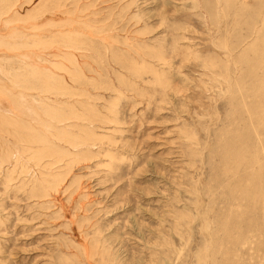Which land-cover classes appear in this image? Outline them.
I'll return each instance as SVG.
<instances>
[{
	"label": "rangeland",
	"instance_id": "1",
	"mask_svg": "<svg viewBox=\"0 0 264 264\" xmlns=\"http://www.w3.org/2000/svg\"><path fill=\"white\" fill-rule=\"evenodd\" d=\"M0 70V264H264V0H0Z\"/></svg>",
	"mask_w": 264,
	"mask_h": 264
},
{
	"label": "bare ground",
	"instance_id": "2",
	"mask_svg": "<svg viewBox=\"0 0 264 264\" xmlns=\"http://www.w3.org/2000/svg\"><path fill=\"white\" fill-rule=\"evenodd\" d=\"M6 22V21H5ZM75 30V29H74ZM72 31H73V29H72ZM79 32V31H78ZM78 32H76L77 34H78ZM73 33H75V32H73ZM72 33V34H73ZM8 34V33H7ZM77 34H73V35H77ZM82 34V33H81ZM9 35V34H8ZM68 36L69 37V42H70V39L71 40H75L74 38H78V37H74V36ZM4 36V35H3ZM14 36V35H13ZM58 36H60L61 37V35H58ZM17 38V37H16ZM68 41V40H67ZM73 41H71V43L73 44ZM77 41V40H76ZM76 41H74V42H76ZM79 42H81V41H77V44H80ZM82 43V42H81ZM84 43V42H83ZM75 44V43H74ZM65 51V50H64ZM70 52V51H69ZM32 54V53H31ZM27 57V56H26ZM33 57V56H32ZM20 59V58H19ZM15 60V59H14ZM15 65V64H14ZM24 67V66H23ZM43 69V68H42ZM1 71V70H0ZM5 71V70H4ZM18 71V70H17ZM9 72V71H8ZM18 72H20V71H18ZM35 72V71H34ZM6 73V72H5ZM51 73V72H50ZM50 73H48V74H50ZM83 73V72H82ZM7 74V73H6ZM24 75L23 76H25V73H23ZM35 74V73H34ZM37 74V73H36ZM41 75V74H40ZM45 75V74H44ZM23 76H21V78L23 77ZM54 76V75H53ZM64 77V76H63ZM21 78H19V80L21 79ZM43 78V77H42ZM50 78V77H49ZM65 78V77H64ZM23 80V79H22ZM42 80H44V79H42ZM47 80V79H46ZM55 80V79H54ZM10 81V80H9ZM15 82V81H14ZM231 82V81H230ZM11 83H13V82H11ZM3 84V83H2ZM30 84V83H29ZM63 85V84H62ZM16 87V86H15ZM8 90H10V89H8ZM60 90V89H59ZM5 93V92H4ZM63 93V92H62ZM14 94V93H13ZM16 95V94H15ZM17 96H19V95H17ZM24 96V95H23ZM21 97V99L23 98L22 96H20ZM20 97H19V99H20ZM11 101H13V100H11ZM9 102V101H8ZM22 102V101H21ZM20 102V103H21ZM26 106H27V104H25ZM9 107V106H8ZM21 107V106H20ZM13 108V107H12ZM16 108H18V107H16ZM22 108V107H21ZM71 108V107H70ZM18 109H20V108H18ZM28 111V110H27ZM74 111H75V109H74ZM14 112V111H13ZM29 112H31V111H29ZM59 112V111H58ZM20 113V112H19ZM33 113V112H32ZM74 113V112H73ZM21 114V113H20ZM3 115V114H2ZM12 115H13V113H12ZM27 115V114H26ZM66 115V114H65ZM70 115V114H69ZM76 115V114H75ZM34 116V115H33ZM32 117V116H31ZM37 117V116H36ZM54 117V116H53ZM55 117H56V115H55ZM66 117V116H65ZM71 117V116H70ZM73 117L74 118H76V116H74L73 115ZM60 118H62V117H60ZM2 120H4V119H2ZM34 120V119H33ZM39 120V119H38ZM5 121V120H4ZM23 121V120H22ZM59 121V120H58ZM8 122L9 123H11V121H9L8 120ZM61 122H63V120H61ZM14 124V123H13ZM73 124V123H72ZM41 126V125H40ZM84 126V125H83ZM82 126V127H83ZM46 128V127H45ZM84 128V127H83ZM31 131V130H30ZM29 131V132H30ZM51 131V130H50ZM63 131H65L64 129H63ZM66 131H67V129H66ZM36 133V132H35ZM18 134V133H17ZM25 134V133H24ZM31 134V133H30ZM30 134L28 135L29 137H31L30 136ZM34 134V133H33ZM25 136V135H24ZM27 136V135H26ZM35 136H37V135H35ZM28 137V138H29ZM33 137V136H32ZM37 137H39V136H37ZM45 137V136H44ZM25 138V137H24ZM26 139V138H25ZM34 139H36V138H32V139H30V140H34ZM37 139H39V138H37ZM21 140H23V139H21ZM75 140V139H74ZM25 141V140H24ZM28 141V140H27ZM29 142V141H28ZM32 142V141H31ZM40 142H43V141H40ZM18 144V143H17ZM43 144V143H42ZM41 144V145H42ZM43 147V146H42ZM25 150L27 149V148H24ZM28 149H30V148H28ZM34 150H36V149H34ZM4 151V150H3ZM33 151V150H32ZM30 152V151H29ZM37 154H36V156L39 158V160H41V159H43V158H45L46 156H48V157H50V156H52V152H50L49 150H48V148H45V149H38V150H36L35 151ZM34 152V153H35ZM56 152V151H55ZM85 154H87V153H85ZM89 155H90V153H89ZM33 156H35L34 154H33ZM57 157H58V160L60 161V159H62V158H64V155L63 154H60V155H56ZM10 154L8 153V155L6 156V160L5 161H7L8 162V160L10 159ZM53 157V156H52ZM47 158V157H46ZM3 159V158H2ZM12 160V159H11ZM1 161V160H0ZM43 161H45V160H43ZM42 161V162H43ZM51 161V160H50ZM55 162H56V160H55ZM61 162V161H60ZM2 163V161L0 162V164ZM54 162H52V164H53ZM51 164V163H50ZM51 164V165H52ZM48 166V165H47ZM17 173V172H16ZM58 174V173H57ZM61 174V173H60ZM59 175V174H58ZM58 175H55L54 174V180H58L59 179V176ZM63 176V175H62ZM53 179V178H52ZM46 180V179H45ZM53 183V182H52ZM51 185V184H50Z\"/></svg>",
	"mask_w": 264,
	"mask_h": 264
}]
</instances>
